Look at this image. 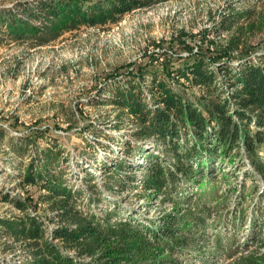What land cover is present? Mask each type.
Wrapping results in <instances>:
<instances>
[{
    "label": "trees",
    "instance_id": "trees-1",
    "mask_svg": "<svg viewBox=\"0 0 264 264\" xmlns=\"http://www.w3.org/2000/svg\"><path fill=\"white\" fill-rule=\"evenodd\" d=\"M150 4V0L18 2L14 9H0V43L4 37L41 43L79 26L115 22ZM215 28L216 36L226 35L221 45L214 40L213 50L204 45L203 35L195 46L194 36L179 30L167 43L181 47L186 55L163 52L158 63V57L145 53L144 61H134L119 73L120 79H109L104 102L111 112L101 117L109 120L114 131L128 130L120 150L146 165L114 178L122 168L120 162L115 160L111 166L96 161L106 174L104 187L112 189L119 182L120 190L128 186L146 206L155 200L167 206L141 222L134 214L122 217L116 202L110 209L111 200L97 197H89L88 202L96 207L106 202L103 209L83 210L80 189L65 184L60 165L65 160L62 144L54 138L40 148L38 141L49 129L30 130L10 141L16 156L28 154L29 159L17 167V188L24 196L1 195L19 212L0 217L3 250L13 252L17 245L23 248L28 258L19 264H180L172 255L193 253L190 250H197L199 242L208 241L205 228L213 224L206 216L210 208L199 200L196 190L211 182L216 159L246 161L249 168L244 176L264 185V53L260 62L245 61L234 71L227 63L246 52L249 37L264 30V17L228 7ZM222 74L233 88L227 96L220 92ZM171 82L179 84L178 88ZM194 87L200 91L188 90ZM87 126L93 127L92 122ZM97 136L110 137L99 131ZM255 186L258 198L264 200V189ZM254 211L252 206L246 212L250 241L242 245L246 252L238 256L242 264H264L254 256L264 247V231H254ZM214 238L213 253L231 248L234 253L240 248L241 243L233 244L219 233ZM257 243V249L251 248Z\"/></svg>",
    "mask_w": 264,
    "mask_h": 264
},
{
    "label": "rangeland",
    "instance_id": "rangeland-1",
    "mask_svg": "<svg viewBox=\"0 0 264 264\" xmlns=\"http://www.w3.org/2000/svg\"><path fill=\"white\" fill-rule=\"evenodd\" d=\"M24 1L35 0H0V9H14L16 3ZM150 1L152 4L125 13L115 22L79 26L41 43L11 37L2 39L0 217L8 218L19 213L3 201L1 195L8 193L10 196H24L23 190L17 188V167L25 164L29 155L16 156L10 149L11 138L17 141L30 130L39 128L49 129L45 137L38 141L40 148L48 146L54 138L62 144L65 160L60 165L64 169L65 184L72 189H80L83 210L103 209L106 202L97 207L94 203L89 204V197H97L101 201L111 200L107 204L110 209L113 208L112 202H116L117 210L123 213L122 217L134 214L141 222V218L155 216L167 206L159 200L146 206L128 186L120 190L119 182L112 189L104 187L106 174L98 168L100 164H94L96 161L111 166L115 160L120 162L122 168L114 178L133 168L138 172L146 165L141 164L135 156H128L120 150L123 149L122 141L129 137L128 130L114 131L109 126V120L101 117L111 112V106L104 102L111 83L109 79L112 76L119 77V73L130 63L144 61L145 53L158 57V63L162 61L160 57L163 52L168 55L176 52L186 55L181 47L167 43L179 30L192 34L195 46H199L200 36L203 35L204 45L213 50L216 46L214 40L221 45L225 39V33L216 36L214 31L226 8L247 10L255 13V16L264 17V0ZM188 41L191 39L188 38ZM248 42L246 52L239 53L242 59L235 54L236 57L227 62L233 66V71L245 61L260 62L259 57L264 53V30L249 37ZM119 68L121 70L117 71ZM221 78L220 92L227 96L233 88L228 85L223 74ZM171 84L177 88L179 86L174 82ZM188 90L196 93L200 91L198 87ZM102 119L106 122L102 123ZM91 122L93 127L87 126ZM98 131L110 137H98ZM98 142L106 145L109 151H104ZM214 164L216 167L211 182L196 190L199 200L207 203L210 208L206 216L208 222L213 224L205 228L208 241L199 242L201 246L197 250H190L195 251L193 253L172 255L180 264H242L238 256L246 252L242 245L250 241V216H246V212L252 206L257 218L254 231H264V200L258 198L259 192L255 186L257 183L262 190L264 185L250 176H244V171L249 168L248 163L240 160L222 161L218 158ZM88 172L93 173L95 178H91ZM241 182L245 186L243 193L239 187ZM218 233L229 237L233 244L241 243L237 255L233 253V248L213 253L212 245ZM257 245L259 243L253 244L251 248L257 249ZM254 256L264 262V247L257 250ZM27 258V252L18 245L13 252L3 250L0 240V264H19Z\"/></svg>",
    "mask_w": 264,
    "mask_h": 264
}]
</instances>
